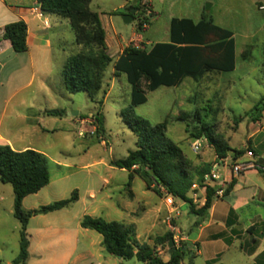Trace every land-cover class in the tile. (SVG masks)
<instances>
[{
    "label": "rangeland",
    "instance_id": "rangeland-1",
    "mask_svg": "<svg viewBox=\"0 0 264 264\" xmlns=\"http://www.w3.org/2000/svg\"><path fill=\"white\" fill-rule=\"evenodd\" d=\"M155 1L158 14L150 18L149 27L143 31V35L151 40L167 39L171 16L196 19L205 15L233 32L236 70L222 72V75L234 83L227 87L224 81L220 82L217 78L215 82H207L206 78L198 82L185 78L178 86L158 87L149 94L148 102L134 107L133 112L152 124L167 120L166 136L180 147L191 161L192 168L211 163L215 153L205 138H200L203 140V147L199 152L192 150L193 139L185 130L186 123L192 126L198 123V119L191 117L186 121L179 120L176 116L181 111H198L203 122L215 124L216 132L227 140L231 148L242 149L244 152L254 149L256 153L253 161L264 157V130L259 136L256 134L264 124V119L260 123L251 120V109L264 94V11L257 12L255 0ZM123 4H126V7H122ZM131 5H135L132 0H92L89 6L100 15L109 39L116 41L120 37L126 42L138 20H149L148 16L139 13L134 14L135 18L131 22L124 23L122 16L130 10ZM58 19L62 23L50 31L53 38V54L49 59L47 86L51 91L47 95L39 93L34 97L30 90L22 92L24 99L31 101L34 108L44 105L51 112L62 111L60 115L45 117L43 124L48 128L46 132L26 139L33 147L41 148L48 154L50 180L37 194L26 197L24 207L37 208L68 198L76 189L78 200L65 210L70 220V229L78 225V220L83 215H90L131 224L135 231L137 230L140 241L149 240L154 243L155 237L170 232L165 219L167 214L162 189L161 194H157L152 188L148 189L136 175L127 186L128 171L121 170L111 163L124 158L136 148V136L120 115L121 111L129 106L130 84L125 75L120 74L107 95L103 91L99 93L97 99L102 101L101 107L91 101L84 91L67 92L63 84L62 68L65 59L78 52L80 46L73 42V32L66 19ZM138 45L141 47L143 44ZM244 50L247 51L246 56L242 55ZM3 58L5 67L0 69V79L5 80L10 77L9 74L16 76L10 84L12 87L24 82L28 77L27 69L21 67L17 74L15 71L21 58L7 54ZM110 69L111 64L106 69V90L112 78ZM26 112L32 113V110ZM76 112L79 117L88 118L84 124L93 125L92 132L90 128L88 132L85 131L87 128L78 129L79 125L73 122L77 116L74 114ZM98 112L102 120L100 129L93 118ZM69 114L71 116H68ZM10 118L8 114L4 123ZM78 130L82 135L78 134ZM253 133L255 135L251 137ZM235 176L238 179L236 185L219 205L224 209L228 205L232 208L238 218L236 226L239 231H244L243 235L232 239L230 245L223 237L211 241L216 250H223L224 264H258L249 246L255 245L254 239L261 232L263 234L260 241L264 244V170L250 169ZM177 205L180 214L176 217L182 214L189 215L191 219L197 217L189 213L187 203L177 200ZM176 217L172 219V223L178 228V236L182 238L186 235L187 226ZM254 223H258L256 229L246 232L247 227ZM32 227L35 225L31 224L30 228ZM19 230L20 222L13 215L12 187L9 183L0 182V264H7V261L11 264V260L17 255ZM80 231L82 234L78 235V250L90 244V250L97 251L100 247L97 241L101 239V235L94 230ZM196 234L197 229L190 237ZM182 243L181 240L180 244ZM200 247L202 248V243ZM161 249L162 257H167L168 244H162ZM102 253L106 257L105 260L90 258L78 264H143L135 258H119L105 250ZM203 257L195 255L192 260L196 264H203ZM187 261L188 256H185L183 262Z\"/></svg>",
    "mask_w": 264,
    "mask_h": 264
},
{
    "label": "trees",
    "instance_id": "trees-1",
    "mask_svg": "<svg viewBox=\"0 0 264 264\" xmlns=\"http://www.w3.org/2000/svg\"><path fill=\"white\" fill-rule=\"evenodd\" d=\"M92 0H37L45 14L59 16L67 20L73 32L74 42L80 50L70 55L62 68L64 88L69 93L84 91L91 101L100 107V92L106 95V69L111 64L113 75L124 74L130 84L129 106L121 111L122 120L136 136V148L124 158L112 161V165L128 171L127 186L136 175L147 188L161 194L163 188L176 200L188 204L190 212L205 215L214 198L209 188L207 198L201 207L196 208L187 197L193 182H200L209 171L211 163H203L192 168L191 161L180 147L166 136L168 121L152 124L146 118L136 115L133 108L146 101V94L160 86H178L185 78L199 81L208 72H227L235 66V42L233 33L213 22L211 17H203L195 22L190 18H172L169 25V39L155 42L149 48L129 43L113 61L107 51L105 31L97 12L90 9ZM135 14L152 11L148 5L138 1ZM135 16H133V19ZM147 18V17H145ZM138 20L136 30L142 33L149 20ZM27 27L24 21L16 20L5 25L2 39L9 40L15 52H24ZM246 50L242 52L246 56ZM264 54V49H263ZM264 109V94L252 107V119L257 120ZM51 114H61L52 111ZM195 117L197 124L186 123V132L190 138H205L217 157L230 155L233 159L244 154L242 149L231 148L227 140L215 130V124L203 122L198 111H181L176 118L182 121ZM102 126L100 112L93 116ZM240 120V119H239ZM238 120V121H239ZM264 156V145L262 147ZM254 155L255 151L253 149ZM264 162V157H262ZM264 165V164H263ZM50 180L48 159L33 149L13 150L7 143H0V182L9 183L13 192V215L20 222L18 253L11 264H27L29 239L27 224L34 215L47 214L67 208L78 200L77 190L68 198L40 205L26 210L22 206L24 197L37 193ZM234 181L225 188V195L233 188ZM82 228L91 229L101 235V245L109 254L123 259L135 258L143 264H180L189 256L187 264H196L190 250L182 243L168 258L158 255L156 247L168 244L171 232L155 237L154 244L139 241L133 225L102 217L83 215L79 222ZM251 231V229L249 230ZM221 264V263H218Z\"/></svg>",
    "mask_w": 264,
    "mask_h": 264
},
{
    "label": "crops",
    "instance_id": "crops-1",
    "mask_svg": "<svg viewBox=\"0 0 264 264\" xmlns=\"http://www.w3.org/2000/svg\"><path fill=\"white\" fill-rule=\"evenodd\" d=\"M132 1L134 3L140 1L141 3H145L146 5L149 6L153 14L152 15H150L149 13L144 14V16L149 17V21L150 18L152 19L156 17V15L158 14V11L156 10L155 0H132ZM126 4H123L122 7H126L125 6ZM254 4L257 8V12L261 13L262 11H264V8L262 7L264 6V0H255ZM58 17L59 16L43 13L41 11V8L37 0H0V69H3L5 67V61L3 57L4 55L7 54L11 56H19L21 58V62H19L20 65H17V67H15L16 74L20 72L21 67H25V69H27L28 71L27 79L24 82L15 85L14 87H12L10 84L12 83V81L15 79L16 76L12 77V75L9 74L10 77H7L5 80L0 79V143H7L13 150L20 151L25 149H33L39 151L42 154H44L47 157V159H48V154L44 150H42L41 148L33 147L29 142H27L26 139L29 136H35V134L37 135L43 134L44 132L47 131L48 129L47 126L43 124L45 117H50L51 115H60V114H51V111L45 108L44 105L39 106L40 108L32 107L31 101H26L24 99V95H22V92L26 90H30L32 97H34L39 93H45V95H47L48 92L51 91V89L47 86V79L49 73V59L53 54L52 51L53 38L50 34V31L52 30V28H55L57 24L62 23V21L58 19ZM202 17L203 15H201L199 18L196 19L192 17H185V18H190L193 21L197 22ZM99 18L101 25L105 31L100 15ZM172 18H183V17L171 16L169 18V25H170V20ZM16 20L24 21L27 27V32H26L27 49L24 52H15L12 49L9 40L2 39V34L5 25ZM213 22L216 24L214 20ZM145 26L146 28L144 32L149 27V24ZM263 27H264V22H263ZM144 32L142 33L137 32L135 26L131 30V33L127 41L124 42V40L120 37L119 39H116V41L111 38L109 39L105 31V43L107 46V51L109 55L112 57L113 61H115L118 58V56L122 53L123 49L129 43H133L136 46H139L138 43H142L143 44L141 46L142 48H149L155 42H164L169 39V33H168L167 39L151 40L149 38H146L145 35H143ZM73 42H74V38H73ZM235 70H236V45H235V66L233 70L227 72H234ZM110 74L112 78H110V84L106 92V95L114 87L115 79L120 76V75L118 76L113 75L112 66L110 69ZM202 78L203 79L206 78L207 82L210 81L215 82V79L217 78L219 79L220 82L224 81L227 87L233 85L234 83L230 78H227L224 75H222V72H208ZM153 91L148 92L146 94V101L137 106L147 103L149 94ZM28 110H32V113L26 112ZM60 112L62 113L61 110ZM8 114L9 116H11V118L9 121L4 123L6 121L5 119ZM263 114H264V109L261 112V116L259 119L253 120L251 117V120L260 123L262 122V119H264ZM76 115L77 116L73 119V122L79 125L78 128L79 130L84 128H87L85 129L86 132L89 131V128L90 131L91 129L93 130L94 128L93 125L89 126L84 124V121H87L88 118H82L79 117L78 114ZM68 116H71V114H69ZM263 130H264V124H262V126L256 131V134L259 136L260 134H262ZM254 135L255 134L253 133L251 137ZM262 143H258V144L261 145ZM262 164H264L263 161ZM121 170H125V169H121ZM232 179L234 181L233 184L234 187L238 179L235 175L231 178L230 182L232 181ZM26 197H24L22 200L23 207ZM223 198L214 199L210 208L203 216H199L189 211V213L194 214L197 217L191 219L187 214L185 216L184 214H182L180 217H176L179 222L184 221L187 226V232L186 235L182 237V242L185 243L186 247L190 250L193 256L195 255L204 256L203 264H218V263L224 264L222 260L223 250H219V249L216 250L211 240H216L217 238L223 237L225 241H229L228 245H230L232 243V239L241 237L244 232L243 230L241 231L238 230L236 226L238 222V218L237 215L234 212H232V208L228 205V207L224 209L222 208L221 205H219L220 201ZM67 208L56 210L47 214L34 215L29 219L27 224V230L29 234V246H28L29 258L27 264H78L87 261L90 258L93 259L97 258L104 260L106 259V257L102 253L103 250H105L104 247L101 245L102 237L97 241V243L100 246L97 251L95 252L91 251L90 244L86 247H81V249L78 250L77 246L80 243V239L78 235L82 234V231L80 230L82 229L87 230V229L82 228L80 226L79 222L81 218L78 220V225H75L74 228L70 229V220L67 215L68 213L65 211ZM24 209L26 208L24 207ZM30 209H35V208H28L26 210H30ZM167 211L168 209L165 206L166 214ZM31 224H34L35 227L30 228ZM257 226L258 223L249 225L246 229V232H248L250 229L251 231H254ZM196 229H197V234L193 237H190V235H192V232ZM262 234L263 232L259 233L256 239H254V242H256L254 246L251 247L249 246V250L252 251V254L253 256H255V260L258 264H264V244H261L262 241H260V237L262 236ZM136 238L138 240L140 238L137 233V230H136ZM147 241H148L147 243L150 245L154 244L149 240ZM201 243H202V248L200 247ZM180 245L181 244L179 245L175 244V247H179ZM161 246L162 244H159L156 247V251L160 256H162V251H163L161 249ZM163 258L167 259L168 256ZM8 263L9 262L7 261V264ZM180 264H187V263H184L182 261Z\"/></svg>",
    "mask_w": 264,
    "mask_h": 264
},
{
    "label": "built area",
    "instance_id": "built-area-1",
    "mask_svg": "<svg viewBox=\"0 0 264 264\" xmlns=\"http://www.w3.org/2000/svg\"><path fill=\"white\" fill-rule=\"evenodd\" d=\"M264 8V6H262ZM79 135L82 132L79 131ZM203 147V140L198 138L191 142L192 150L197 153ZM243 157H247L244 159ZM254 152L252 149L245 150L244 154L236 159L231 156L224 158L217 157L215 155L214 160L211 162V166L208 172L203 175V179L200 182H193L187 192V197L191 200L195 207H201L204 205L207 198V191L209 188L213 190V198L220 199L225 195V188L230 183L231 178L243 171L260 168L264 170L263 164L259 161H253ZM163 203L167 207V216L165 217L170 232L172 233V239L174 244L179 245L182 240L179 237L178 228L172 223V219L180 214L177 200L168 194L163 188ZM183 203V202H182Z\"/></svg>",
    "mask_w": 264,
    "mask_h": 264
},
{
    "label": "water",
    "instance_id": "water-1",
    "mask_svg": "<svg viewBox=\"0 0 264 264\" xmlns=\"http://www.w3.org/2000/svg\"><path fill=\"white\" fill-rule=\"evenodd\" d=\"M137 10H138L137 8L133 7V8H131V9L129 10L128 13L123 14V16H122V18H123V22H124V23H129V22H131L132 19H133L134 14L137 12ZM74 114H77V112L74 113ZM259 162L262 164V158L259 159ZM175 249H176V247H175L174 241H173V239L171 238V239H169V241H168V253H169V254L172 253ZM119 258H120V257H119Z\"/></svg>",
    "mask_w": 264,
    "mask_h": 264
}]
</instances>
